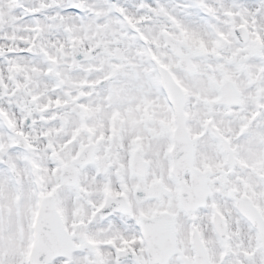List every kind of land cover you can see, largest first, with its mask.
Returning a JSON list of instances; mask_svg holds the SVG:
<instances>
[{"label": "snow or ice", "instance_id": "6c2138e0", "mask_svg": "<svg viewBox=\"0 0 264 264\" xmlns=\"http://www.w3.org/2000/svg\"><path fill=\"white\" fill-rule=\"evenodd\" d=\"M0 264H264V0H0Z\"/></svg>", "mask_w": 264, "mask_h": 264}]
</instances>
